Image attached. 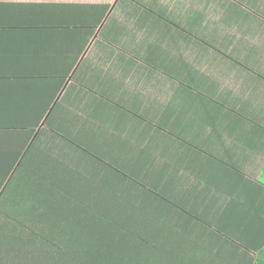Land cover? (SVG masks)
I'll list each match as a JSON object with an SVG mask.
<instances>
[{
    "label": "crops",
    "instance_id": "crops-1",
    "mask_svg": "<svg viewBox=\"0 0 264 264\" xmlns=\"http://www.w3.org/2000/svg\"><path fill=\"white\" fill-rule=\"evenodd\" d=\"M33 127L39 150L104 189L88 192L150 216L138 228L166 253L165 234L254 264L264 0H0V163ZM39 179L0 176V213L32 214Z\"/></svg>",
    "mask_w": 264,
    "mask_h": 264
},
{
    "label": "trees",
    "instance_id": "trees-1",
    "mask_svg": "<svg viewBox=\"0 0 264 264\" xmlns=\"http://www.w3.org/2000/svg\"><path fill=\"white\" fill-rule=\"evenodd\" d=\"M35 129L16 133L22 144L13 160L0 163V176L26 182L40 178L44 189L59 191L43 192L32 214L0 213V264H228L183 236L164 235L168 253L153 244L138 228L145 221L142 211L109 193L101 199L88 192L104 189L39 150L32 143ZM62 207L66 213L57 214ZM254 264H264V247Z\"/></svg>",
    "mask_w": 264,
    "mask_h": 264
}]
</instances>
